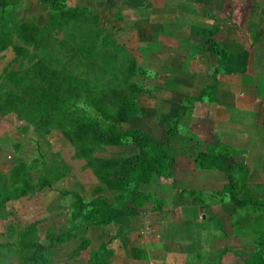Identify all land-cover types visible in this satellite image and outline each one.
<instances>
[{
	"label": "rangeland",
	"instance_id": "obj_1",
	"mask_svg": "<svg viewBox=\"0 0 264 264\" xmlns=\"http://www.w3.org/2000/svg\"><path fill=\"white\" fill-rule=\"evenodd\" d=\"M155 1L58 0L54 12L45 1L0 0L13 3L0 9V264H98L101 257L105 264H182L181 255L194 258L190 264H244L264 253V213L221 199L226 174L196 175L214 173L225 183L201 181L204 203L179 196L193 184L179 176L180 148L196 140L184 133L182 104L168 85L177 72L163 70L157 47L148 46L161 30L150 16ZM257 3L264 10V0H246ZM125 101L139 107L128 123ZM111 123L165 141L177 177L125 184L123 167L138 150L103 144L94 127ZM175 123L177 134L167 137ZM234 161L245 164L237 170L240 195L264 202V166ZM79 198L125 214L87 225ZM226 235L241 244L212 247ZM173 241L185 250L168 257Z\"/></svg>",
	"mask_w": 264,
	"mask_h": 264
},
{
	"label": "crops",
	"instance_id": "obj_2",
	"mask_svg": "<svg viewBox=\"0 0 264 264\" xmlns=\"http://www.w3.org/2000/svg\"><path fill=\"white\" fill-rule=\"evenodd\" d=\"M196 1L197 8L192 7L189 0H156L150 16L161 30L159 34L154 33V41L148 46L157 47V53L163 58L160 62L163 70L170 71L171 75L177 72L178 81L170 80L168 85L176 88L174 95L182 104L180 117L184 133H190L196 140L180 148L183 153L178 155L181 159L179 176L183 181L192 177V186L186 188L201 191V181L224 183L214 173L201 181L196 176L202 177L204 172L211 171L199 169L195 163L198 151H206L209 145L238 152L237 157L243 156L248 167L261 170L264 166V10L260 3L255 8L246 4V0ZM203 28L216 29L214 39L229 51V57L217 74V102L185 105L187 99L198 96L205 85L215 83L212 75L219 58L211 56L204 40L199 39ZM173 61L175 65L171 66ZM169 100L173 103L172 95ZM172 149L178 148L172 145ZM175 174L178 172H173ZM178 255L170 251L166 256ZM181 256L182 264H190L188 260L194 259ZM129 264L153 262L136 260Z\"/></svg>",
	"mask_w": 264,
	"mask_h": 264
},
{
	"label": "trees",
	"instance_id": "obj_3",
	"mask_svg": "<svg viewBox=\"0 0 264 264\" xmlns=\"http://www.w3.org/2000/svg\"><path fill=\"white\" fill-rule=\"evenodd\" d=\"M39 1L48 2L50 8L54 12L61 11L62 7L58 0ZM12 4L13 3L2 2V4L0 3V9L4 10V8ZM215 33V28H203L201 29L199 35V39L204 40L205 49L210 53V55L217 56L219 58V64L217 68L214 69L212 75L215 83L205 85L198 96L187 99V102L190 105L205 101L214 103L218 100L217 74L219 69L226 65L229 57V51L221 48L215 41ZM122 108L123 111L121 113V119L126 123L130 122L133 117L139 115V107L134 104L133 101H125ZM94 131L97 138L105 145L120 147L130 144L138 150V153L130 159L128 163L126 162V165L123 167L124 174L122 176V180L125 184H134L136 186L141 183H151L155 177H173L171 170V158L166 150V142L158 140L148 131L139 128L121 130L118 128L116 123H111L108 126L97 125L94 127ZM177 132L178 124L175 123L168 131L167 137L176 135ZM224 149H226V151H224ZM230 151L232 150L229 148L209 145L206 151H198L195 163L201 169L218 170L227 175L229 182L225 184L223 190L219 192L221 199H224L223 196L228 195L229 201L235 203L239 208L257 207L264 213V202L259 201L257 198L244 197L240 195L243 185H238L240 180L238 179L237 170L243 169L245 164L235 161L234 163H229L231 158H237V154H232ZM185 194L190 195L200 203H204L201 198V192L198 190H182L179 192L180 197H183ZM79 202L87 210L83 215V220L87 225L107 226L111 223L117 222L125 214L124 210L108 209L105 203L99 199L85 202L82 198H79ZM172 244L176 245V248L174 247L175 249H171L172 251L183 252V249L185 248L183 243L174 242ZM239 244H241V241L237 236L226 235L223 238L217 239L216 242L214 241L212 247L215 249H224V251H226L231 245ZM102 246L104 248L106 247V245ZM98 264H105L102 257L99 258ZM244 264H264V253L260 250L256 251L244 260Z\"/></svg>",
	"mask_w": 264,
	"mask_h": 264
}]
</instances>
